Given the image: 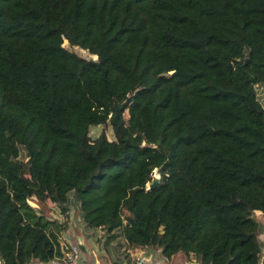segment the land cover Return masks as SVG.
Listing matches in <instances>:
<instances>
[{"label": "trees", "instance_id": "trees-1", "mask_svg": "<svg viewBox=\"0 0 264 264\" xmlns=\"http://www.w3.org/2000/svg\"><path fill=\"white\" fill-rule=\"evenodd\" d=\"M260 83L264 0H0V264L63 254L43 202L166 257L260 264Z\"/></svg>", "mask_w": 264, "mask_h": 264}, {"label": "crops", "instance_id": "crops-1", "mask_svg": "<svg viewBox=\"0 0 264 264\" xmlns=\"http://www.w3.org/2000/svg\"><path fill=\"white\" fill-rule=\"evenodd\" d=\"M50 217L57 218L58 220L71 219L73 212V204L70 205L69 211L63 214H55L57 205L53 202ZM33 206H39L36 202ZM51 206V205H50ZM78 214V220L74 221V226L69 223L65 226L61 234V242L76 243L79 246V255L76 264H126L132 256L136 254H143L146 258L147 264H201L200 260L192 253L185 254L181 251L172 254L169 257L161 253L160 248L154 246L132 247L128 246L125 240L119 237L118 248L114 236L108 232V242H102L106 229L103 227H87ZM49 216V215H48ZM254 217L257 221L255 233L260 243V264H264V211L256 209ZM27 264H47V262L40 261L39 259H31Z\"/></svg>", "mask_w": 264, "mask_h": 264}, {"label": "rangeland", "instance_id": "rangeland-1", "mask_svg": "<svg viewBox=\"0 0 264 264\" xmlns=\"http://www.w3.org/2000/svg\"><path fill=\"white\" fill-rule=\"evenodd\" d=\"M63 45L66 46L68 49L78 53L79 55H82V56H85V57H92V58H95L96 55L94 54H91L89 53L86 49H83L77 45H70L66 40H64L63 42ZM256 89H257V94H258V97L259 99L261 100V102L263 103L264 105V83H260V84H257L256 85ZM102 129H105V132L107 134V136L109 138H112L113 137V134H112V131L109 127V125H104V124H99V125H92L90 126V129H89V133L92 137L96 136ZM158 172H156V170L154 169V172L152 174L153 177L155 176H158ZM148 184V183H147ZM35 201L30 199V203L33 204ZM74 208H73V212H71L72 214V217L71 219H66V220H63L62 216L64 214V210H62L61 208L58 207L57 205V210H55V214H61V220L65 222V225L68 224V221L70 224H72L74 226V221H77L78 220V214H77V209H76V205L74 203H72ZM45 212V214L51 216L52 213H50V209L53 207L51 203L49 202H43L42 204H40ZM51 205V206H50ZM108 232H106V234H104L103 238H102V242H108V236H107ZM119 237H121L120 235L117 236L115 235L114 236V240L116 241V246L114 247L115 248H118L119 247V244L117 243V241H119ZM116 250V249H115ZM149 264V262H148ZM153 264V263H152Z\"/></svg>", "mask_w": 264, "mask_h": 264}, {"label": "built area", "instance_id": "built-area-1", "mask_svg": "<svg viewBox=\"0 0 264 264\" xmlns=\"http://www.w3.org/2000/svg\"><path fill=\"white\" fill-rule=\"evenodd\" d=\"M78 255H79L78 244L69 243L65 241L63 243V254L60 256L53 257L52 259L47 261V264H76ZM126 264H147V261L143 254H136L132 256L130 261Z\"/></svg>", "mask_w": 264, "mask_h": 264}, {"label": "water", "instance_id": "water-1", "mask_svg": "<svg viewBox=\"0 0 264 264\" xmlns=\"http://www.w3.org/2000/svg\"><path fill=\"white\" fill-rule=\"evenodd\" d=\"M157 181H158V176H155V177L152 179V181L148 182V185H147L148 188H149V187H154V186L156 185Z\"/></svg>", "mask_w": 264, "mask_h": 264}]
</instances>
